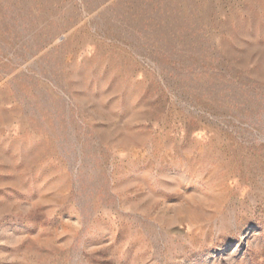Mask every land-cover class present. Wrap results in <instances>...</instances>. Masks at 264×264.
<instances>
[{
	"label": "rangeland",
	"instance_id": "obj_1",
	"mask_svg": "<svg viewBox=\"0 0 264 264\" xmlns=\"http://www.w3.org/2000/svg\"><path fill=\"white\" fill-rule=\"evenodd\" d=\"M0 264H264V0H0Z\"/></svg>",
	"mask_w": 264,
	"mask_h": 264
}]
</instances>
